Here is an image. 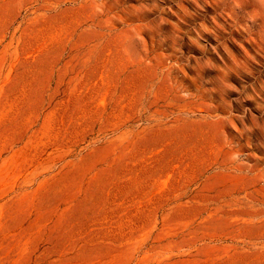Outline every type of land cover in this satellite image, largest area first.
I'll return each instance as SVG.
<instances>
[{
	"label": "rangeland",
	"instance_id": "rangeland-1",
	"mask_svg": "<svg viewBox=\"0 0 264 264\" xmlns=\"http://www.w3.org/2000/svg\"><path fill=\"white\" fill-rule=\"evenodd\" d=\"M0 264H264V0H0Z\"/></svg>",
	"mask_w": 264,
	"mask_h": 264
}]
</instances>
